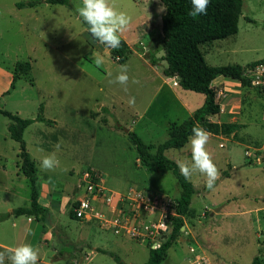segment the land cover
I'll list each match as a JSON object with an SVG mask.
<instances>
[{"label":"rangeland","instance_id":"rangeland-1","mask_svg":"<svg viewBox=\"0 0 264 264\" xmlns=\"http://www.w3.org/2000/svg\"><path fill=\"white\" fill-rule=\"evenodd\" d=\"M33 1V6L26 4ZM109 3L131 18L120 34L128 45L123 63L111 57L108 47L91 41L77 11L82 0H0V109L34 118L42 106V115L54 121L34 122L23 132L36 167L39 203L49 211L40 220L13 212L29 204L30 190L19 169L18 143L7 132L9 119L0 112V214L6 215L0 220V251L6 252L5 264H10L7 250L25 243L39 250L37 264H119L111 254L126 264H141L148 248L171 229L178 182L171 171L147 170L125 129L154 153L170 124L190 116L204 95L180 88L174 77L162 73L160 0ZM199 48L209 65L244 67L264 58V0H243L237 33ZM97 58L103 63L97 65ZM25 61L30 68L10 88L15 64ZM122 66L128 69V84L110 83ZM261 74L257 85L223 77L212 81L220 112L209 119L233 123L235 129L210 133L206 150L220 176L209 189L203 175H193L183 228L160 264H250L255 255L264 264V69ZM50 153L60 164L42 171L40 160ZM164 154L176 164L190 161L189 139ZM87 168L100 178L103 194L92 201L88 215L72 219L69 212L82 196Z\"/></svg>","mask_w":264,"mask_h":264},{"label":"trees","instance_id":"trees-1","mask_svg":"<svg viewBox=\"0 0 264 264\" xmlns=\"http://www.w3.org/2000/svg\"><path fill=\"white\" fill-rule=\"evenodd\" d=\"M49 4H67L68 0H45ZM164 6V13L161 16L162 46L164 54L162 60L166 66L162 73L167 77H174L177 85L184 89L198 92L204 95L202 104L195 108L190 116L180 123L170 124L168 136L157 144L154 153H150L148 146L133 131L128 130L129 140L134 145L138 160L147 170L157 172L171 171L175 176L180 192L174 206V217L171 222V229L161 239L156 248H148V258L141 264H160L165 257V252L172 242L179 236L183 226L182 217L186 214L190 204L194 189L190 180H186L181 175L177 164L165 156L164 151L169 148L182 147L192 135L193 126H200L211 134H229L234 131L235 125L226 122H214L209 119L210 115L220 112V105L215 100V90L211 83L217 77H223L241 85H250V80L245 77L246 67L264 62V58L258 59L250 64L241 67L237 64L231 65H209L204 60L199 48L200 44L217 39H224L233 36L238 31V21L243 6V0H210L206 15L192 17L189 12L192 9L191 0H160ZM25 3H19L23 6ZM33 6L35 1L26 3ZM82 23L88 25L82 20ZM89 32V30H88ZM92 42H96L89 32ZM128 45L121 39V45L117 49L110 48L111 57L118 63L126 60ZM150 61L155 64L156 58L150 57ZM30 68L29 62H17L14 67L10 88L14 87L16 78ZM6 90L3 94L9 93ZM103 110L106 108L103 107ZM0 112L9 119L7 132L11 139L18 143L20 162L19 169L26 177L29 190L30 202L28 205L19 206L14 209V214L27 215L40 220H45L48 216V209L39 203V188L36 179L35 163L25 148L23 132L27 126L34 122L52 124L54 121L46 119L42 115V106L34 118H22L17 114L0 109ZM86 170L93 172L89 168ZM94 173V172H93ZM224 176L227 173L224 172ZM76 204V203H75ZM6 215L0 214V220ZM69 216L76 219L75 212L71 210ZM98 251L105 252L103 249ZM113 258L119 264L122 262L116 255ZM250 264H262V259L255 255Z\"/></svg>","mask_w":264,"mask_h":264},{"label":"clouds","instance_id":"clouds-1","mask_svg":"<svg viewBox=\"0 0 264 264\" xmlns=\"http://www.w3.org/2000/svg\"><path fill=\"white\" fill-rule=\"evenodd\" d=\"M210 0H191L192 9L189 15L196 17L206 15ZM78 15L88 25L92 37L106 47L117 49L121 45V36L129 26L131 18L124 11H119L109 3V0H82V6L77 9ZM95 63H103L97 58ZM128 69L122 66L120 72L110 83H119L126 86L129 81ZM132 83H139L133 80ZM129 105L135 104V98L129 100ZM210 139V133L200 126H193L192 135L189 137L191 145V160L177 161L180 173L186 180H191L194 174L203 175L206 187L212 189L220 176V172L213 162L206 145ZM60 144L56 145L59 150ZM40 151H43L40 149ZM60 162L55 153L44 155L40 160L42 171H52L59 166ZM6 252L0 251V264H5ZM7 259L10 264H37L39 250L30 243H25L7 250Z\"/></svg>","mask_w":264,"mask_h":264},{"label":"built area","instance_id":"built-area-1","mask_svg":"<svg viewBox=\"0 0 264 264\" xmlns=\"http://www.w3.org/2000/svg\"><path fill=\"white\" fill-rule=\"evenodd\" d=\"M263 69H264L263 63L255 64L253 66L246 67L244 70V75L250 80V83L257 85L260 82H262L261 71ZM81 182L83 185V193L82 196L78 198L75 207L73 209L76 217L79 218L88 215L93 210L92 201L102 196L103 194V187L100 183V178L95 173L85 170L82 173ZM153 226L156 229L160 228V225H153ZM131 233L133 235H139V233L136 232L135 230H132ZM159 244L157 246H152V248L158 247Z\"/></svg>","mask_w":264,"mask_h":264},{"label":"water","instance_id":"water-1","mask_svg":"<svg viewBox=\"0 0 264 264\" xmlns=\"http://www.w3.org/2000/svg\"><path fill=\"white\" fill-rule=\"evenodd\" d=\"M108 48H109V47H108ZM109 49H110V48H109ZM125 131L128 132V129H125ZM210 214H212V213H210ZM182 228H183V227H181V229H182Z\"/></svg>","mask_w":264,"mask_h":264},{"label":"crops","instance_id":"crops-1","mask_svg":"<svg viewBox=\"0 0 264 264\" xmlns=\"http://www.w3.org/2000/svg\"><path fill=\"white\" fill-rule=\"evenodd\" d=\"M33 124V123H32ZM31 125V124H30ZM28 127V126H27ZM11 224H12V221H11ZM13 224H15V222L13 223ZM23 234V233H22ZM2 245H4V244H2Z\"/></svg>","mask_w":264,"mask_h":264}]
</instances>
